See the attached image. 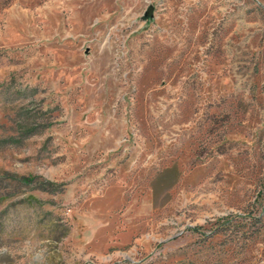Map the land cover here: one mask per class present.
<instances>
[{"label":"rangeland","instance_id":"rangeland-1","mask_svg":"<svg viewBox=\"0 0 264 264\" xmlns=\"http://www.w3.org/2000/svg\"><path fill=\"white\" fill-rule=\"evenodd\" d=\"M0 264H264V0H0Z\"/></svg>","mask_w":264,"mask_h":264}]
</instances>
